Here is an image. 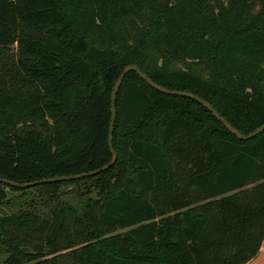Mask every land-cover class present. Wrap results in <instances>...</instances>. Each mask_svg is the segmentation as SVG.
I'll list each match as a JSON object with an SVG mask.
<instances>
[{"label": "trees", "instance_id": "16d2710c", "mask_svg": "<svg viewBox=\"0 0 264 264\" xmlns=\"http://www.w3.org/2000/svg\"><path fill=\"white\" fill-rule=\"evenodd\" d=\"M130 65L248 135L264 125V0H0V178L108 164ZM115 110L107 171L0 183L3 264H264V132L240 141L134 72ZM31 190L56 205L47 219L8 197Z\"/></svg>", "mask_w": 264, "mask_h": 264}, {"label": "water", "instance_id": "95a60500", "mask_svg": "<svg viewBox=\"0 0 264 264\" xmlns=\"http://www.w3.org/2000/svg\"><path fill=\"white\" fill-rule=\"evenodd\" d=\"M130 72H134L138 75V77L140 79H142L149 87H151L152 89L156 90L157 92L164 94V95H169V96H176V97H181V98H186L189 100H192L194 102H196L197 104L201 105L203 108H205L210 114H212V116L222 124V126L230 133L232 134L234 137H236V139L240 140V141H248L251 140L253 138H255L256 136L262 134L264 132V125H262L261 127L257 128L255 131H253L252 133L248 134V135H242L241 133H239L236 129H234L223 117H221L212 107L211 105H209L206 101H204L203 99L199 98L198 96L192 94V93H188V92H184V91H173V90H169L166 88H163L159 85H157L156 83H154L153 81H151L145 74H143L137 66L135 65H130L125 67L122 72L120 73V75L117 77L115 84L113 86L112 92H111V96H110V122H109V126H108V134H107V142H108V147H109V151L111 154V160L109 161L108 164L102 166L100 169L94 170V171H90L88 173H82V174H77V175H71V176H59V177H52V178H48V179H42L39 181H34L31 183H16L14 181L5 179V178H0V183L10 186L12 188H17V189H27L30 187H34L37 185H43V184H53V183H61V182H69V181H77L80 179H84V178H88V177H93L96 176L104 171H107L111 166H113V164L116 162L117 160V156L114 152L113 149V145H112V141H113V131H114V124H115V120H116V110H115V101H116V96L117 93L119 91V88L121 86V83L124 79V77L130 73ZM5 217H9V213L3 209L2 207H0V218H5Z\"/></svg>", "mask_w": 264, "mask_h": 264}, {"label": "rangeland", "instance_id": "374dc122", "mask_svg": "<svg viewBox=\"0 0 264 264\" xmlns=\"http://www.w3.org/2000/svg\"><path fill=\"white\" fill-rule=\"evenodd\" d=\"M252 1V0H251ZM224 5H227V0H224ZM262 10V6L257 4L255 5L253 9V14H257L259 11ZM206 125H208L211 128H215L214 122L209 119H205ZM122 168L123 166H119L118 169L116 170V173H120V175L123 177L122 173ZM78 188H81V185H69V186H64L61 188V200H64L72 205H75L76 202V190ZM42 194V195H41ZM9 198L15 200V203L18 204H27V205H32V208H34V213L38 215L41 219H47L52 211L55 210V204H47V198L46 196L41 193L40 190H31L28 193L25 194H20V193H14V194H9ZM7 258V253L5 252H0V264H3L5 259ZM46 258H49L48 256Z\"/></svg>", "mask_w": 264, "mask_h": 264}]
</instances>
